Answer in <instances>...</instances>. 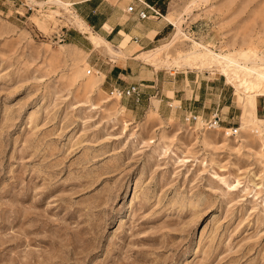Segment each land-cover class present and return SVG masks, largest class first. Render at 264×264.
<instances>
[{"label": "rangeland", "instance_id": "rangeland-1", "mask_svg": "<svg viewBox=\"0 0 264 264\" xmlns=\"http://www.w3.org/2000/svg\"><path fill=\"white\" fill-rule=\"evenodd\" d=\"M35 1L0 0V264H264V98L219 69L141 61L221 78L235 118L133 119L67 44L71 15ZM161 1L184 19L161 60L196 45L221 62L264 56V0ZM160 20L170 30L153 49L174 35Z\"/></svg>", "mask_w": 264, "mask_h": 264}, {"label": "crops", "instance_id": "crops-1", "mask_svg": "<svg viewBox=\"0 0 264 264\" xmlns=\"http://www.w3.org/2000/svg\"><path fill=\"white\" fill-rule=\"evenodd\" d=\"M141 1L157 9L163 3L161 0ZM60 2L121 55L111 58L104 50L96 49L76 26L64 33L67 44L88 54L87 64L102 76L101 88L108 92L112 89L126 90L131 86L138 88L136 95L121 97V106L128 116L135 119L140 113L151 110L164 120L187 121L195 116L209 122L216 115L223 125L234 123L225 88L227 84L221 78H211L207 72L195 71L162 74L159 69H149L136 59L140 53L153 50L170 30L160 19L140 20L137 13L144 10L140 3L135 0ZM129 6H133L135 11L128 13ZM259 112L264 119V105L257 107V116H260Z\"/></svg>", "mask_w": 264, "mask_h": 264}, {"label": "bare ground", "instance_id": "bare-ground-1", "mask_svg": "<svg viewBox=\"0 0 264 264\" xmlns=\"http://www.w3.org/2000/svg\"><path fill=\"white\" fill-rule=\"evenodd\" d=\"M29 2L35 4V5H42L41 3L36 2L35 0H28ZM48 3L54 7H57L55 9H51V12L58 16L61 11L68 13L71 15V19L75 26L77 27L80 32L84 34L86 38H88L96 47V49L104 50L109 54V56L112 58H115L116 56H121L119 53H116L111 45L102 40L100 37H98L96 34H94L83 22V20L79 17H77L74 14L73 10H69L68 7L60 2L59 0H47ZM128 8V7H127ZM170 17H164L162 16V19L166 21L168 24L174 27V35L171 41L167 44H164L162 46H159L156 49L142 52L140 55L136 57L137 60L143 61L149 65H152L154 68L157 67H174V68H189L197 71H203V70H221L224 74L225 80L228 84H231L237 92H240L244 95H253V98L257 97H264V83L261 79V72L264 71V56H261L259 54L250 53L245 58L244 62H238L235 59H232L230 61H226L227 59H223L224 61L221 62L222 59L219 58L217 54H215L213 51L207 49L205 51H201V47L197 46V49L191 53H187L184 55H179L177 58L170 62L161 60L158 57V52H160L163 49H168V47L177 39V37L181 34V25L183 22V18H180L177 21H171L169 19ZM173 19V18H172ZM178 19V18H177ZM207 48V47H206ZM205 48V49H206ZM203 49V48H202ZM164 51V50H163ZM252 51V50H251ZM233 53V52H232ZM229 54L227 58H237L236 52L233 54ZM223 77V76H222ZM216 129V128H214ZM257 136H260L258 133Z\"/></svg>", "mask_w": 264, "mask_h": 264}, {"label": "built area", "instance_id": "built-area-1", "mask_svg": "<svg viewBox=\"0 0 264 264\" xmlns=\"http://www.w3.org/2000/svg\"><path fill=\"white\" fill-rule=\"evenodd\" d=\"M135 1L140 3L144 7V10L137 13L138 18L140 20H150V19L162 18V15H161L159 9L155 8L153 5H149V4H147L141 0H135ZM134 11L135 10H134L133 6H129L127 8L128 13H132ZM115 93L120 98L123 96L131 97V96L136 95L138 93V88L136 86H131L130 88H128L126 90H115ZM190 119H192L193 121H197L198 117L192 116ZM212 120H213L212 122L211 121L209 122L211 128H214V125H218L219 123H221L216 115L213 117ZM230 130H231V136L234 137L238 134L239 127H236L234 129H230Z\"/></svg>", "mask_w": 264, "mask_h": 264}]
</instances>
